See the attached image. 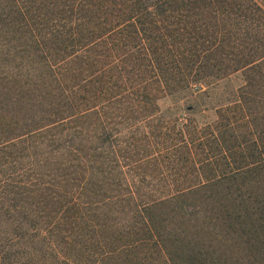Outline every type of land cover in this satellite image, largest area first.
Masks as SVG:
<instances>
[{"label":"trees","instance_id":"1","mask_svg":"<svg viewBox=\"0 0 264 264\" xmlns=\"http://www.w3.org/2000/svg\"><path fill=\"white\" fill-rule=\"evenodd\" d=\"M0 264H264V0H0Z\"/></svg>","mask_w":264,"mask_h":264}]
</instances>
